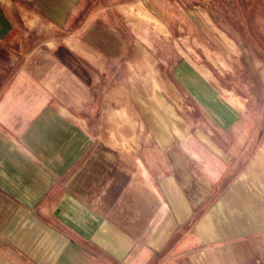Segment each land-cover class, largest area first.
Returning <instances> with one entry per match:
<instances>
[{"label":"crops","instance_id":"crops-1","mask_svg":"<svg viewBox=\"0 0 264 264\" xmlns=\"http://www.w3.org/2000/svg\"><path fill=\"white\" fill-rule=\"evenodd\" d=\"M0 264H264V0H0Z\"/></svg>","mask_w":264,"mask_h":264},{"label":"rangeland","instance_id":"rangeland-1","mask_svg":"<svg viewBox=\"0 0 264 264\" xmlns=\"http://www.w3.org/2000/svg\"><path fill=\"white\" fill-rule=\"evenodd\" d=\"M193 7H189L188 9L191 11H195L197 6L204 8L205 10L209 11L211 13V10L215 12V19H205V31L209 34H200L199 38L202 40L209 48H217L220 44L223 45H233L234 42L233 40L231 41L228 39V35H223L219 34L218 29H213V27L217 28L220 27L224 30L227 29V19L222 18V11H219L218 7H213L211 8L210 4H192ZM166 9L168 11H172L174 13L175 10L178 9L177 4H168L166 5ZM161 11L163 12V5L162 4H157V12ZM158 21V20H157ZM168 26L173 29V37L172 40H175L176 37H179V34H175L177 32V28H180L181 26L184 27L182 32H185V30L189 32H195V28L197 27L196 25V20L195 19H185V20H179V19H168ZM215 31L212 33V31ZM189 37L195 38V34H189ZM231 39L234 38L233 35H229ZM242 38V37H241ZM243 40V39H242ZM237 43V42H235ZM169 47L174 51V41L171 43V45L164 44L163 42H159L157 44V51H156V56H155V62L156 63H162V61H159V59L163 58V55L165 52L169 51ZM257 52L253 51L251 54H256ZM146 69V71H145ZM163 67H154V66H148V68H144L142 66H139L138 69L136 68V74H139L141 76H144L143 74L146 73V75L149 74H159L161 71H163ZM246 74H250L252 82L251 84H246L247 86L250 87L251 93H252V98H251V104L253 110L258 109L260 106H263V83L260 81L259 75L257 71L255 70L254 67H248L246 68L245 71ZM246 87V86H245ZM241 91H244V88L241 89ZM248 92V89H246ZM256 104V105H255ZM255 108V109H254Z\"/></svg>","mask_w":264,"mask_h":264}]
</instances>
